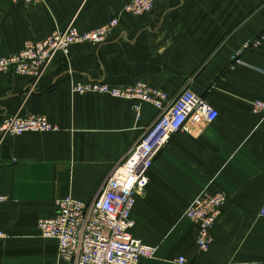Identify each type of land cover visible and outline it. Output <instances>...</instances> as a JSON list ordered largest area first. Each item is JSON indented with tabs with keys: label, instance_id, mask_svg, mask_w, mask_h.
Returning a JSON list of instances; mask_svg holds the SVG:
<instances>
[{
	"label": "crops",
	"instance_id": "0c3cea01",
	"mask_svg": "<svg viewBox=\"0 0 264 264\" xmlns=\"http://www.w3.org/2000/svg\"><path fill=\"white\" fill-rule=\"evenodd\" d=\"M128 0H0V57L43 41L71 23L92 31L120 15ZM121 23L100 45L59 54L35 84L0 73V128L6 116L46 117L58 129L2 138L0 133V264H68L58 244L39 234L67 197L90 202L109 172L158 115L143 104L78 95L75 82L113 87L145 83L174 98L183 90L218 111L213 123L190 126L155 159L149 185L132 212V234L158 248L140 264H264V0H157L142 18ZM245 46H248L245 48ZM240 53V54H239ZM223 192V215L208 251L197 246L193 201Z\"/></svg>",
	"mask_w": 264,
	"mask_h": 264
},
{
	"label": "built area",
	"instance_id": "2783aa9c",
	"mask_svg": "<svg viewBox=\"0 0 264 264\" xmlns=\"http://www.w3.org/2000/svg\"><path fill=\"white\" fill-rule=\"evenodd\" d=\"M23 1L31 5L37 0ZM156 3L157 0H128L120 15L142 18L154 12ZM120 15L92 31L80 32L71 23L43 41H29L20 52L0 57V73L30 77L36 84L54 59L59 54H67L72 46L105 43L120 25ZM72 92L134 102L136 112L143 104H148L158 115L109 172L95 198L87 203L72 197L57 201L56 216L39 222V234L45 240L57 242L59 258L68 264H140L141 260L154 259L158 248L132 234V212L137 200L146 192L155 159L176 133L190 132V126L213 123L219 113L191 90H183L172 98L140 82L127 87H113L104 81L75 82ZM252 113L264 117V100L253 102ZM57 129L44 116L16 113L5 117L0 133L2 138H10ZM226 199L223 192L203 195L196 198L186 212L187 219L198 226L197 246L201 251H208L214 242V230L222 218ZM7 201L8 197L0 190V204ZM260 216L264 217V206ZM6 237L0 231V240ZM177 262L185 264L186 259L181 257Z\"/></svg>",
	"mask_w": 264,
	"mask_h": 264
},
{
	"label": "bare ground",
	"instance_id": "6f19581e",
	"mask_svg": "<svg viewBox=\"0 0 264 264\" xmlns=\"http://www.w3.org/2000/svg\"><path fill=\"white\" fill-rule=\"evenodd\" d=\"M198 227V226H197Z\"/></svg>",
	"mask_w": 264,
	"mask_h": 264
}]
</instances>
